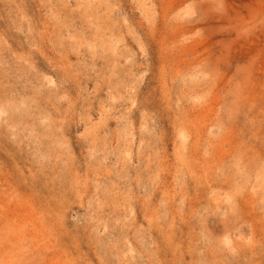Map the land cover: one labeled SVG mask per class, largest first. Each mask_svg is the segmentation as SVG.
Segmentation results:
<instances>
[{"label": "rangeland", "instance_id": "1", "mask_svg": "<svg viewBox=\"0 0 264 264\" xmlns=\"http://www.w3.org/2000/svg\"><path fill=\"white\" fill-rule=\"evenodd\" d=\"M0 264H264V0H0Z\"/></svg>", "mask_w": 264, "mask_h": 264}]
</instances>
